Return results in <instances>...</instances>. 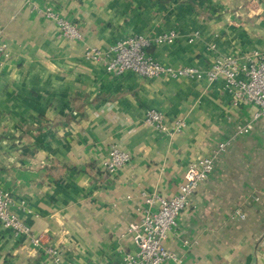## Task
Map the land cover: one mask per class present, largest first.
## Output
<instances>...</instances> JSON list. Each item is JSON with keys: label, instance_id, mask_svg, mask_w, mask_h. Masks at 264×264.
<instances>
[{"label": "crops", "instance_id": "obj_1", "mask_svg": "<svg viewBox=\"0 0 264 264\" xmlns=\"http://www.w3.org/2000/svg\"><path fill=\"white\" fill-rule=\"evenodd\" d=\"M46 8L82 40L65 39ZM170 31L178 40L148 53L173 67L264 53V0H0V187L26 203L20 217L62 264H122L137 251L128 227L142 218V196L176 195L189 165L227 141L166 246L179 264H264V118L236 137L255 109L234 108L223 79L115 76L83 57L87 45ZM150 110L186 128L158 135L144 125ZM114 146L131 160L109 175ZM0 264L52 261L0 223Z\"/></svg>", "mask_w": 264, "mask_h": 264}, {"label": "built area", "instance_id": "obj_2", "mask_svg": "<svg viewBox=\"0 0 264 264\" xmlns=\"http://www.w3.org/2000/svg\"><path fill=\"white\" fill-rule=\"evenodd\" d=\"M45 15L55 22L65 39L73 42L82 40L81 31L53 9L46 8ZM197 36L198 34L195 35ZM178 38L179 35L175 31L163 33L154 38L135 35L117 42L107 50L87 45L83 57L90 63H104L106 71L115 76L132 73L146 80L159 78L206 80L210 84L223 79L225 90L231 96L234 108L248 105L255 109L251 121L236 128V137L249 134L253 129V123L264 118V53L221 56L216 58L207 70L192 66L173 67L157 61L148 53L154 46L173 45ZM193 41L194 38L190 39V43ZM0 56L8 57L7 46L1 43ZM144 125L158 135H174L186 128L184 118L178 117L170 124L165 115L157 110L147 112ZM230 144L231 141L221 143L211 156L192 162L176 195L170 198L147 194L142 196L145 205L140 208L142 218L128 227V233L133 237L137 251L127 253L122 264L180 263L177 255L167 248L166 241L178 227L182 213L191 206L193 195L213 173L216 157L219 153L226 151ZM130 160L129 153L114 146L110 150L104 169L109 175H115L128 165ZM19 211L30 213L24 201L0 187L1 225L11 230L16 236L28 237L35 249H44L52 264H62L60 250L44 247L43 237L32 233L30 227L20 217ZM233 217L245 219L246 215L237 210Z\"/></svg>", "mask_w": 264, "mask_h": 264}]
</instances>
